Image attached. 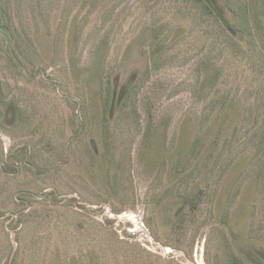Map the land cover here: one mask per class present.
Segmentation results:
<instances>
[{"label": "rangeland", "instance_id": "1", "mask_svg": "<svg viewBox=\"0 0 264 264\" xmlns=\"http://www.w3.org/2000/svg\"><path fill=\"white\" fill-rule=\"evenodd\" d=\"M217 1L225 26L204 0H0V264H225L261 242L264 0ZM132 77L103 120L99 86L104 107Z\"/></svg>", "mask_w": 264, "mask_h": 264}, {"label": "trees", "instance_id": "2", "mask_svg": "<svg viewBox=\"0 0 264 264\" xmlns=\"http://www.w3.org/2000/svg\"><path fill=\"white\" fill-rule=\"evenodd\" d=\"M204 1L207 3L208 14L213 15L219 21V23H221L223 26H225L224 22H226V21H224L225 19H224V16L222 15L223 12L221 11L222 8L218 4V1L217 0H204ZM215 8L217 9V11H215ZM225 28L229 30L230 26L228 25ZM262 33H263L262 35L264 36V31H262ZM155 37H158V35H155ZM9 44H10V41H9ZM161 48H162L161 45H158L156 47V53L161 51ZM157 66L158 65L156 63H154V62L152 63L153 68L157 67ZM149 70H150V68H146L144 70V73L149 74ZM134 76L136 78L135 73L133 74V77ZM133 77H132V80H129L127 82L128 84L126 83L127 85L125 87L119 88V92H118L119 95H117L116 97L115 96H112L111 98L109 97V100L107 101V103L104 104V107H103V100H102L101 96L97 95L98 92L101 90V86H99V91H96L95 95H96V101H98V103L101 100L100 103H101V107H102L101 113H102V119L103 120H104V115H103L104 112H107V110H109L110 114L107 116V118L111 119V116H113V113L115 112V110H117L120 107L122 99L125 98V94L127 93V91L135 85V80H133ZM202 84L204 85V83H202ZM136 86H137V84H136ZM140 86L141 85H139V87ZM111 90H112V88H111ZM99 94H100V92H99ZM3 96L4 95H1V90H0V99L3 100ZM112 98L115 99V102H113L111 100ZM149 101H150V99H149ZM9 102L2 103L0 105V116L5 115V108L11 107V104ZM150 103H151V101H150ZM214 106H216V105L213 102L211 107H214ZM12 107H13V105H12ZM143 108H145L144 113H145L146 124H147V126L150 127L152 125V122H153L152 109L147 104L145 105V107L143 105ZM219 109H220V107H219ZM221 109H223V107H221ZM13 113H14V111H13ZM150 131H151V129H150ZM262 131L264 132V127H263ZM262 131H260V132H262ZM156 134H158L157 138L159 139L160 144L162 145L163 144V140H162L163 134L161 132V126L156 127V130H155V132H153V135H156ZM199 140H200V142L201 141L203 142L202 138H199ZM170 173L171 174L173 173L171 166H170ZM202 196H203V190L197 189L188 197L187 206H188L189 213L191 215H193L194 213L199 211L201 204H202ZM176 219H177L176 222H178V224H179V220L181 219V216L179 213L177 214ZM179 227H181L180 224H179ZM229 231H230L229 234H232V236H234V234H235L234 228L233 229L231 228V230H229ZM235 237H236V235H235ZM262 238L263 239L261 240V242L259 244H257L256 242L252 243V244H248L245 242L242 244L241 240L237 241L236 242V250H235V248H233V246H231L230 249H228L226 251V257L227 258L225 260V262H226L225 264H264V235Z\"/></svg>", "mask_w": 264, "mask_h": 264}]
</instances>
